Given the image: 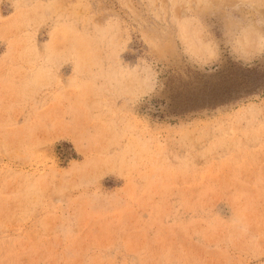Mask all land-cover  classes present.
Here are the masks:
<instances>
[{
    "label": "rangeland",
    "instance_id": "374dc122",
    "mask_svg": "<svg viewBox=\"0 0 264 264\" xmlns=\"http://www.w3.org/2000/svg\"><path fill=\"white\" fill-rule=\"evenodd\" d=\"M0 264H264V0H0Z\"/></svg>",
    "mask_w": 264,
    "mask_h": 264
}]
</instances>
